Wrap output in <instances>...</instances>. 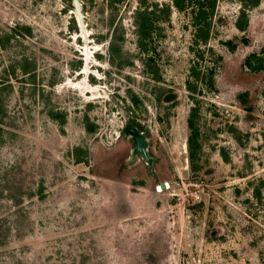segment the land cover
<instances>
[{
    "label": "rangeland",
    "instance_id": "1",
    "mask_svg": "<svg viewBox=\"0 0 264 264\" xmlns=\"http://www.w3.org/2000/svg\"><path fill=\"white\" fill-rule=\"evenodd\" d=\"M171 1L0 0V82L12 84L0 137V217L12 231L0 264H264V69L244 64L264 46V0L245 31L240 1H217L210 45L223 59L218 90L199 95L197 169L191 11L155 23L146 53L159 78L138 45L137 12ZM8 163L20 187L2 191Z\"/></svg>",
    "mask_w": 264,
    "mask_h": 264
},
{
    "label": "trees",
    "instance_id": "2",
    "mask_svg": "<svg viewBox=\"0 0 264 264\" xmlns=\"http://www.w3.org/2000/svg\"><path fill=\"white\" fill-rule=\"evenodd\" d=\"M217 1L218 0H172L171 3H168L161 8L157 5L152 9L146 7L144 10H139L136 15L138 45L140 50L143 53H146L149 51V46L152 44V31L155 28V23L160 17H164L166 19L169 18L171 16L173 7L182 12H187L188 10L191 11V22L194 28L191 49L194 52L195 58L193 59L192 65L190 67V72L186 80V87L190 92L191 98L194 100V104L190 109L187 119L188 127L190 129L187 140L188 158L193 169H197L200 164L202 149V145L199 140L200 127L198 121L201 113L203 96L199 95H204L211 92L214 93L218 90L216 84V75L223 59L222 55L210 45L213 25L217 13ZM238 1L241 3V9L236 19L235 26L239 30L245 31L248 28L250 22L249 10L258 6L261 3V0ZM22 29H25L28 33H31V29L28 26H23ZM6 34V36L9 38L12 36V34ZM2 38H4V36H2ZM225 43L231 50L236 48V44L230 40L226 41ZM244 64L254 71L264 69V46L262 47L261 51L252 52L249 54L246 57ZM20 65L22 67V72L25 75L30 76L32 82H35L36 73L33 71V60L30 57H25ZM145 65L153 77H156V79L159 78L158 72L152 67L151 57L149 55L145 59ZM11 71L12 73H15V68L12 67V70H9V73H11ZM5 74L7 75V73ZM11 87L12 84L10 82L3 84L0 82V137L2 132L5 131V117L8 115L6 108H4L3 95L5 91H9ZM159 99L160 96H158V100ZM49 114L62 124H64L66 121V114H64V112L51 108L49 110ZM127 127L131 128L133 126L128 125ZM2 166L3 167L1 168L5 173L4 175L9 176L5 178L4 187L1 186V190L4 191L5 187L10 190V185H14L16 188H19L20 186H16L17 182L15 178L12 177V172H15L14 170L17 169V164L8 163ZM42 191V187H40L36 193L39 195L42 194ZM259 192L260 190H257V193ZM9 217L10 216L8 214L0 217V243L6 239L8 232L12 231V223L8 221ZM2 227L5 228L1 229ZM14 236L12 234V237L9 236V239H15L16 237ZM17 237H20V235Z\"/></svg>",
    "mask_w": 264,
    "mask_h": 264
},
{
    "label": "water",
    "instance_id": "3",
    "mask_svg": "<svg viewBox=\"0 0 264 264\" xmlns=\"http://www.w3.org/2000/svg\"><path fill=\"white\" fill-rule=\"evenodd\" d=\"M79 7H80V5H79ZM134 128H131V130H133ZM136 134V133H135Z\"/></svg>",
    "mask_w": 264,
    "mask_h": 264
}]
</instances>
